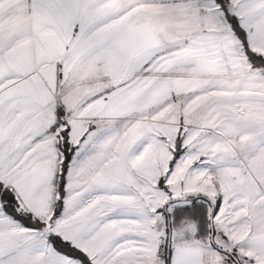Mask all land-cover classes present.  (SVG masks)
Segmentation results:
<instances>
[{
	"label": "snow or ice",
	"instance_id": "1",
	"mask_svg": "<svg viewBox=\"0 0 264 264\" xmlns=\"http://www.w3.org/2000/svg\"><path fill=\"white\" fill-rule=\"evenodd\" d=\"M0 264H264V0H0Z\"/></svg>",
	"mask_w": 264,
	"mask_h": 264
}]
</instances>
